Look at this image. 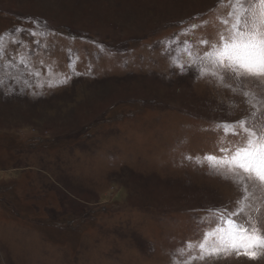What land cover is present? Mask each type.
<instances>
[{
  "label": "rangeland",
  "instance_id": "obj_1",
  "mask_svg": "<svg viewBox=\"0 0 264 264\" xmlns=\"http://www.w3.org/2000/svg\"><path fill=\"white\" fill-rule=\"evenodd\" d=\"M230 11L0 0V36L15 33L0 52V264H264L185 250L243 196L202 158L237 139L224 124L264 119V81H220L184 54L219 44ZM252 193L245 211L264 228V189ZM87 214L84 234L65 231Z\"/></svg>",
  "mask_w": 264,
  "mask_h": 264
},
{
  "label": "snow or ice",
  "instance_id": "obj_2",
  "mask_svg": "<svg viewBox=\"0 0 264 264\" xmlns=\"http://www.w3.org/2000/svg\"><path fill=\"white\" fill-rule=\"evenodd\" d=\"M229 3L231 23L227 34L221 35L220 43L202 40L201 43L207 44L210 51L201 56L186 41L184 54L199 62L202 74H210L223 81V74L227 73L242 83L259 84L264 81V0H229ZM221 22L229 25V20ZM14 37L15 33L0 36V52ZM20 63H26L24 57H21ZM205 68L207 72L203 71ZM244 94L254 97L248 91ZM253 107L258 106L253 104ZM223 134L237 139L228 147L222 145L218 149L223 155L206 154L201 163H206L214 173L239 185L243 196L237 209L219 212L220 227L213 224L199 241L187 242L185 250L198 249L201 259L235 252L257 260L264 257V228L254 222L245 209L250 207L252 189L257 186L264 189V119L226 123Z\"/></svg>",
  "mask_w": 264,
  "mask_h": 264
},
{
  "label": "trees",
  "instance_id": "obj_3",
  "mask_svg": "<svg viewBox=\"0 0 264 264\" xmlns=\"http://www.w3.org/2000/svg\"><path fill=\"white\" fill-rule=\"evenodd\" d=\"M32 222L37 223L38 221L36 219H31ZM93 221V216L90 214L82 215L80 218L77 219H68L64 221L65 223L63 225H66V232L69 233H75V234H84L85 233V227L88 226ZM60 222H53L52 224H57ZM62 224V223H61ZM84 232V233H83Z\"/></svg>",
  "mask_w": 264,
  "mask_h": 264
},
{
  "label": "bare ground",
  "instance_id": "obj_4",
  "mask_svg": "<svg viewBox=\"0 0 264 264\" xmlns=\"http://www.w3.org/2000/svg\"><path fill=\"white\" fill-rule=\"evenodd\" d=\"M183 1V0H182Z\"/></svg>",
  "mask_w": 264,
  "mask_h": 264
}]
</instances>
